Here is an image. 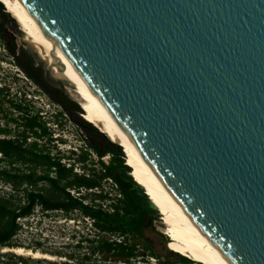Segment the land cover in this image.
<instances>
[{"label":"water","instance_id":"obj_1","mask_svg":"<svg viewBox=\"0 0 264 264\" xmlns=\"http://www.w3.org/2000/svg\"><path fill=\"white\" fill-rule=\"evenodd\" d=\"M23 1L230 261L264 264V0Z\"/></svg>","mask_w":264,"mask_h":264},{"label":"trees","instance_id":"obj_2","mask_svg":"<svg viewBox=\"0 0 264 264\" xmlns=\"http://www.w3.org/2000/svg\"><path fill=\"white\" fill-rule=\"evenodd\" d=\"M0 14L5 19L9 18L4 12V6L2 4H0ZM0 37L3 38L1 32ZM36 79L41 85H46L38 78ZM0 92H6L8 94L9 88H2ZM57 92L58 94L60 93L59 91ZM27 102L26 96L20 99V103L11 102L14 110L22 114L24 113V116L21 117L23 119L22 123L18 122L17 119L11 118L10 120L19 127L24 128L21 136L18 139L0 138V153L4 157L0 160V181L11 184L16 190L24 187L23 189L28 192L24 205L20 204L17 206L13 204L10 198L0 194V248H20L14 241V238L22 229L18 220L31 216L34 209L40 207L45 213L60 211L65 215H70L74 211H80L84 219L92 220L94 229L98 233L109 234L115 237V240L96 237L98 239L96 241L89 235L81 237L79 242L80 247L83 243L96 244L92 248L91 254L93 256L102 254L103 258L107 261L126 264L141 257L139 250L143 246L144 252L142 254L159 260L160 255L155 252L154 247L145 239L144 233L148 227H153V231H156L154 222L158 217L161 218V216L159 215L158 208L149 198L145 187L139 184L133 176V170L126 163L127 156L124 154L123 149L106 139L85 119L87 122L84 123L86 129L90 130L93 135L102 137L106 143V149L104 151H101L97 146L93 145H90V148L101 159L107 154L111 155L112 159L107 165L104 162H100L102 172L93 176V178H90L86 174L79 175L74 173L73 166L66 168L59 160L52 158L49 153L40 148L38 143L27 145L26 142L29 139V135L35 136L38 139L51 136L46 124L39 120L38 114L36 116H30L29 107L23 106ZM73 106L74 109L68 108L69 111L77 114L82 113L76 104H73ZM10 134V129L0 127V136ZM25 146L30 149L25 151ZM10 157L14 158L15 163H31L34 166H28L25 169L15 167L9 170L7 158ZM87 157L88 153L82 154L79 157L80 162L85 163ZM52 173L55 175L54 177ZM107 179L112 180L113 185L117 189L118 196H120V198L116 196L113 199L116 203L110 205L113 210L112 213L103 207V202H107L109 198L104 194L102 189L103 180ZM41 184H44L46 188H43V190L34 189L41 186ZM28 187H31L32 190H28ZM71 189L78 192L81 190L98 191L100 189L102 191L75 197L70 192ZM44 191L47 192V195ZM88 199L90 203L85 204V200ZM160 235L164 243H168L169 246L170 241L167 236L165 234ZM19 259L25 262L27 261L26 258L21 256H19ZM181 259L184 261L183 264H195L190 259L184 257H181ZM41 261L38 260L37 262Z\"/></svg>","mask_w":264,"mask_h":264},{"label":"rangeland","instance_id":"obj_3","mask_svg":"<svg viewBox=\"0 0 264 264\" xmlns=\"http://www.w3.org/2000/svg\"><path fill=\"white\" fill-rule=\"evenodd\" d=\"M8 16L10 19H5L3 27L0 28L3 31L11 30L14 32L18 48L26 50L21 37L14 30V22L11 20V15L9 14ZM35 66V68H38L37 63H35ZM31 73L46 84L43 86H49L45 82L44 71L43 76H40L37 71ZM65 86L67 90L65 98L68 102V107L71 109L73 104H76L82 111L81 114L66 110L58 100L41 92L42 88L27 76L17 63H14V58L6 51L0 57V90L2 88H9V93L0 92V127L10 129L11 134L0 136V138L18 139L21 136L24 128L19 127L10 120L11 118L17 119L18 122L22 123L23 119L21 117L24 116V113L22 114L14 110L11 102L20 103V99L26 96L28 102L24 103L23 106L29 107L30 116L38 114L39 120L46 124L49 134H51V136H45L41 139L29 135V139L26 142L27 145L38 143L40 148L49 153L52 158L59 160L66 168L73 166L74 173L79 175L86 174L90 178H93V176L102 172L100 162H104L107 165L111 162L112 156L107 154L101 159L90 148V145H93L104 151L106 143L102 137L93 135L90 130L86 129L84 126V123H87L84 117L85 113L82 107H80L81 99L74 93V88ZM94 128L113 143L108 135H104L99 128ZM69 150L73 152L69 153L71 152ZM87 153V161L85 163L80 162L79 157ZM3 158V155L0 153V160ZM52 176L54 177L55 175L52 173ZM21 188L16 190L11 184L0 181V194L10 198L15 206L24 205L28 192L23 189L24 187ZM43 188H46V186L41 184V186L34 189L43 190ZM102 189L104 194L109 197L107 202H103V207L110 211V205L116 203L113 199L118 196L117 189L108 179L103 180ZM28 190L31 191L32 188L28 187ZM100 191L102 190H81L79 192L70 190L75 197L90 195L93 192L99 193ZM44 193L47 195L46 191ZM89 203V199L85 200V204ZM159 215L161 216L160 211ZM83 217L80 211H74L70 215H65L60 211L45 213L40 207H36L31 216L18 220L22 229L14 238V241L21 248L50 254L57 259L55 261L42 260L41 262H37L38 260L33 261L32 258L24 257L27 260L25 262L20 260L19 256L14 253L9 252L8 255H5L7 253H4V249L0 248V264H124L116 261H107L101 254L93 256L91 253L92 248L96 245L95 243H83L81 247L79 246L81 237L88 235L95 241L98 240L96 237L115 240V237L109 234L98 233L94 229L92 220L84 219ZM154 228L156 231H153V227H148L144 236L154 247L155 252L160 255V259L158 260L142 254L144 247L141 246V250H139L141 257L126 264H180L182 262L181 257L184 256L172 252L170 245L167 246L160 235H164L166 230L162 216L161 218L158 217L154 222ZM87 256L90 257V260H88Z\"/></svg>","mask_w":264,"mask_h":264},{"label":"bare ground","instance_id":"obj_4","mask_svg":"<svg viewBox=\"0 0 264 264\" xmlns=\"http://www.w3.org/2000/svg\"><path fill=\"white\" fill-rule=\"evenodd\" d=\"M1 2L25 33V41L34 51L37 59L53 68L55 78L65 79L73 84L74 87L67 86L74 88V93L80 97L85 119L125 150L126 163L131 166L133 176L145 187L149 198L161 213L163 224L166 226L165 235L171 242V250L192 260L195 264H233L171 193L129 133L108 110L59 46L49 37L24 1L1 0ZM57 58L65 65L64 68L56 64ZM64 91H67L66 86ZM3 252H11L33 260L55 261L57 259L53 255L21 247L4 249Z\"/></svg>","mask_w":264,"mask_h":264},{"label":"flooded vegetation","instance_id":"obj_5","mask_svg":"<svg viewBox=\"0 0 264 264\" xmlns=\"http://www.w3.org/2000/svg\"><path fill=\"white\" fill-rule=\"evenodd\" d=\"M0 32L3 36V41L6 45L7 51L9 53V55H11L14 58V63H17V65L23 70V72L29 76L32 80H34V82H36L38 84V86H40L42 89L40 90L43 93L48 94L49 96L53 97L55 100H58L59 103L66 109L69 111V107H68V102L66 101L65 97H62L61 93L58 94V90L56 91V89L50 87H45L43 85H41L36 77L33 75V71H37L38 74H40V76H43V70L41 67L35 68V64L34 61L31 60V58L27 55L26 50H22L21 48H18L17 46V40H16V36L14 34V32H12L11 30L8 31H3L2 28H0ZM55 90V91H52ZM60 92V91H59ZM71 109H74V106H72ZM30 148L25 146L24 150L28 151ZM7 165L9 170H12L15 167H20V168H26L28 166L33 167L34 165L31 163H24V162H20V163H15L14 162V158L10 157L7 158ZM147 240V239H146ZM148 241V240H147ZM141 250V248H140ZM144 252V250H142ZM102 255V254H101ZM88 257V256H87ZM88 260H90V257H88ZM184 261L182 260V262H180V264H183Z\"/></svg>","mask_w":264,"mask_h":264},{"label":"built area","instance_id":"obj_6","mask_svg":"<svg viewBox=\"0 0 264 264\" xmlns=\"http://www.w3.org/2000/svg\"><path fill=\"white\" fill-rule=\"evenodd\" d=\"M0 4L3 5V3L1 2V0H0ZM3 6H4V5H3ZM4 12H5L7 15H9L8 12L5 10V7H4ZM8 19H10V18H8ZM11 20H12V19H11ZM12 21H13V20H12ZM4 23H5V18L0 14V27H3ZM6 51H7L6 45H5L4 41H3V38L0 37V57H1L4 53H6ZM109 181L112 182V180H109ZM112 183H113V182H112ZM118 197L120 198V196H118ZM110 212L112 213L113 210L111 209Z\"/></svg>","mask_w":264,"mask_h":264},{"label":"clouds","instance_id":"obj_7","mask_svg":"<svg viewBox=\"0 0 264 264\" xmlns=\"http://www.w3.org/2000/svg\"><path fill=\"white\" fill-rule=\"evenodd\" d=\"M69 151H71V152H69V153H72V152H73L72 150H69Z\"/></svg>","mask_w":264,"mask_h":264}]
</instances>
